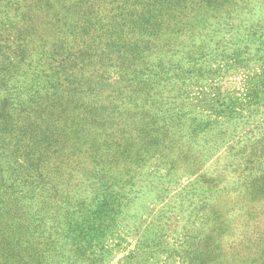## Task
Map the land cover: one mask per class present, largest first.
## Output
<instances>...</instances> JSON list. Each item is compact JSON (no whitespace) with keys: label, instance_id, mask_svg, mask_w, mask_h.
Masks as SVG:
<instances>
[{"label":"rangeland","instance_id":"1","mask_svg":"<svg viewBox=\"0 0 264 264\" xmlns=\"http://www.w3.org/2000/svg\"><path fill=\"white\" fill-rule=\"evenodd\" d=\"M51 4L35 14L49 43L75 28ZM156 31L138 40L155 83L120 84L124 97L103 111L117 125L61 149L44 264H264V0L187 1ZM106 194L102 234L82 243L64 212Z\"/></svg>","mask_w":264,"mask_h":264},{"label":"trees","instance_id":"2","mask_svg":"<svg viewBox=\"0 0 264 264\" xmlns=\"http://www.w3.org/2000/svg\"><path fill=\"white\" fill-rule=\"evenodd\" d=\"M53 1L71 12L62 21L75 18V28L49 43L37 36L46 24L35 14L50 12ZM96 1L20 6L0 0V264H44L54 243L48 230L57 219L47 216L56 199L53 181L65 167L61 149L89 144V136L114 123L103 111L124 97L120 84L123 91L129 86L143 92L155 83L139 35L155 38L156 20L192 0H113L109 7ZM112 198L106 194L92 209L65 211L68 233L90 245L113 211Z\"/></svg>","mask_w":264,"mask_h":264}]
</instances>
